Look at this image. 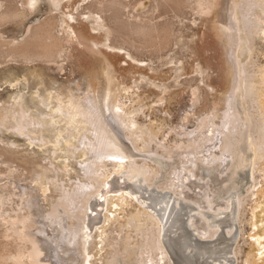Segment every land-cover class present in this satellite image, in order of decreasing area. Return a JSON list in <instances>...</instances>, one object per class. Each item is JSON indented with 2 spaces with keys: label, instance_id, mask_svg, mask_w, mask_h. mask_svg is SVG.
I'll return each instance as SVG.
<instances>
[{
  "label": "rangeland",
  "instance_id": "1",
  "mask_svg": "<svg viewBox=\"0 0 264 264\" xmlns=\"http://www.w3.org/2000/svg\"><path fill=\"white\" fill-rule=\"evenodd\" d=\"M38 1L0 0V185L10 175L53 206L92 191V264H152L162 251L180 264L165 236L176 219L198 264H264V0H210L204 14L195 0ZM55 39L60 60L13 52L45 55ZM102 97L107 135L86 109ZM107 137L119 147L99 154ZM24 196L0 194L16 210Z\"/></svg>",
  "mask_w": 264,
  "mask_h": 264
},
{
  "label": "bare ground",
  "instance_id": "2",
  "mask_svg": "<svg viewBox=\"0 0 264 264\" xmlns=\"http://www.w3.org/2000/svg\"><path fill=\"white\" fill-rule=\"evenodd\" d=\"M37 3H40V5L42 3L43 6H45L44 9H46V10L47 9H57L58 10V8L61 6V0H39ZM192 7L194 10H197L198 13H202V14L206 13L207 11L210 12L212 10L210 0H195ZM248 10H250V9H248ZM222 14H223V12H222ZM19 15H20V13H19ZM19 15L16 11L15 12L11 11L8 13L6 12V14L4 16L3 15L2 16L4 18L6 16V17L11 18V19H14V18L16 19V17H18V19H19V17H20ZM21 15H22V13H21ZM3 17H2V19H4ZM222 18L224 20L225 16ZM49 27L53 28L51 26H49ZM29 30L31 32V35L29 38H31V39H38L42 35L41 34L42 32H40V31H39V33H37V32L33 33L32 27ZM50 30L51 29H48L49 34L52 32ZM24 31H25V28L21 33H24ZM46 35H47V33H46ZM52 37H53V35H52ZM55 41H56V39H55ZM14 43H15V41H14ZM21 43H22V41H21ZM60 45H62V43L59 44L58 41H56L55 43L52 42L51 45L50 44L48 45V49H46V53L44 52L45 55H43V53H42L43 56L42 55L41 56H37V55L35 56L33 53L28 52V50L27 51L26 50L25 51L20 50L21 52H19V53H16V50L13 52L16 55L18 54V56L22 57L27 62L34 61L35 57H39V60H41L42 58H43V60L46 59L47 61H45V60L44 61L48 62V61H53L57 56H58V59L60 60L59 56H61L62 53L66 52L65 49L63 50ZM233 58H234V56H233ZM234 63H236V61ZM237 79H238V81L235 83L234 93L233 94L231 93L232 94L231 96H235V94H236L235 91L239 88V86L241 84L240 83L241 78L238 76ZM193 95H195V94H193ZM230 102L231 103L229 104V107H228V113L229 114L227 116V120L229 121L228 122L229 124L233 121V119H234V121H235V119H237L235 117V115H237L236 112H238L236 110L237 107L233 104L232 101H230ZM101 104L103 105L102 109L99 107L97 102L92 101L90 103V106L87 107L86 109L93 113V116H94L93 119L94 120L90 119V122L95 126V128L97 129L99 134L105 133V135H107V134H109L108 129H107L108 125H111V126H115V125L113 124L112 121L109 120V119H111L110 117H109V119L107 118V109H106L107 106L105 105L104 97H102V99H101ZM239 116L241 117V115H239ZM241 119H242V117H241ZM212 123H213V121H212ZM212 123H211V126H213ZM240 123H241V121H240ZM216 127H217V125H216ZM227 130H229V129H227ZM213 133L215 136L216 133L214 130H213ZM207 134H210V132ZM222 135H223V132H221L219 134L220 137ZM102 137H104V136L102 135ZM212 138H213V136H212ZM224 138H225V136H224ZM221 139L222 138H220V140ZM100 143H101V147L96 148V152L99 151V154L100 153L106 154L112 148L117 146L114 143V141L108 137L106 138V141H105L106 144L104 142H100ZM245 146H247V145H245ZM117 147H119V146H117ZM220 147L221 146H219L218 148H220ZM222 147H223V145H222ZM232 148L235 149L234 147H232ZM222 150H224V149L222 148ZM242 150L244 151V146H242ZM118 151L120 152L121 149ZM122 151H124V150H122ZM222 153L223 152H220L219 155H221ZM123 156H127V154L123 153ZM5 165H6V163H5ZM89 166H90L91 170L92 169L94 170L96 164L92 163ZM6 170H7V167H6ZM8 171L12 172V169L9 168ZM9 176L3 177L2 183L0 185V194L4 193L5 191H9L11 193L13 192L16 196L21 197V196L25 195V196H27L26 201H28V202H26L27 207L26 208L21 207L22 208V209L20 208L21 210L8 209L9 207L5 208L6 203H8V202H6V201L2 202L1 198H0V226L4 227L3 231H0V234L5 239L4 240L5 243L3 244V250L4 251L2 253L3 255H1V257H3L2 264H92L90 262V259L88 257L87 250H86V247H87V244L89 241L88 231L90 229L88 226V223H87L88 217L86 215V212L89 210V203H88L89 196H91V194L93 192L90 191V193H88L89 191L88 192L86 191V192L81 193V191H80V193H78L77 196H71L69 199H63L62 204L60 203L59 206H53V205H50L48 203H45V204L43 203L44 204L43 205V204H41V202L43 200L41 199L42 201L40 202V198L37 199L32 194V192H34V191L31 192L32 187L30 188L29 185L27 186V184L20 186L18 183V180H15V181L8 183ZM88 184H89V182H88ZM81 185H84V187H85L87 184L85 185L83 183ZM95 188L96 187L94 186V189ZM87 189L91 190L90 188H86V190ZM106 193H109V192L107 190H105L104 191V197H105ZM68 200H71L73 202L72 203V205L74 204L73 207L70 205V203H68ZM43 202H45V201H43ZM24 206H26V205H24ZM167 209H168V205L166 204L164 207V210H163L164 211V217L162 219L165 218V215L167 213ZM12 212L13 213L15 212V214L12 215L11 214ZM72 221L75 223V225H73V226L68 224L69 222H72ZM197 225L201 231H204L205 233H208L210 235L215 234V230L212 231L208 226H206V223H203L202 221H200V223H198ZM183 229H184L183 222L180 219L174 220L171 224H166V233H165L166 241L167 240L169 241L170 249L172 251L173 250L175 251L177 258L179 260L178 262L180 264H198L199 260L202 259V257L200 256L202 254L196 253L191 249L192 246L190 247V245L188 243V242H190L189 239H187L188 237L184 236L182 234ZM157 246H159V245L157 244ZM160 249L162 250V248H160ZM199 251H200V249H199ZM161 255H162V257L160 258V261L157 263H154L152 260V264H170L168 261L167 255L164 251H162ZM204 256L205 255H203V257Z\"/></svg>",
  "mask_w": 264,
  "mask_h": 264
},
{
  "label": "water",
  "instance_id": "3",
  "mask_svg": "<svg viewBox=\"0 0 264 264\" xmlns=\"http://www.w3.org/2000/svg\"><path fill=\"white\" fill-rule=\"evenodd\" d=\"M107 194V193H106ZM106 194H105V196H106ZM102 203V202H101Z\"/></svg>",
  "mask_w": 264,
  "mask_h": 264
}]
</instances>
